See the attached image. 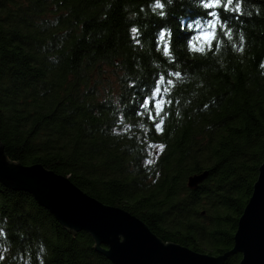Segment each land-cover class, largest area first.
Segmentation results:
<instances>
[{
	"label": "trees",
	"instance_id": "16d2710c",
	"mask_svg": "<svg viewBox=\"0 0 264 264\" xmlns=\"http://www.w3.org/2000/svg\"><path fill=\"white\" fill-rule=\"evenodd\" d=\"M161 3L0 0V144L8 160L68 177L163 241L220 255L233 247L264 160V0L212 9L231 16L234 30L203 53L187 47L179 27L204 18L199 0ZM162 27L171 34L157 41ZM157 85L162 112L146 99ZM0 257L112 264L87 232L71 233L30 194L1 183Z\"/></svg>",
	"mask_w": 264,
	"mask_h": 264
},
{
	"label": "water",
	"instance_id": "95a60500",
	"mask_svg": "<svg viewBox=\"0 0 264 264\" xmlns=\"http://www.w3.org/2000/svg\"><path fill=\"white\" fill-rule=\"evenodd\" d=\"M205 177V172L190 176L188 187L195 189ZM0 183L30 194L71 233L87 232L96 251L112 264H223L228 256L238 253V264H264V160L238 219L233 247L220 255L163 241L141 219L88 195L68 177L39 163L23 165L8 160L1 144Z\"/></svg>",
	"mask_w": 264,
	"mask_h": 264
},
{
	"label": "snow or ice",
	"instance_id": "6c2138e0",
	"mask_svg": "<svg viewBox=\"0 0 264 264\" xmlns=\"http://www.w3.org/2000/svg\"><path fill=\"white\" fill-rule=\"evenodd\" d=\"M171 2V0H169ZM233 0H199L200 5L203 8V16L204 18L201 19L200 17L194 18V20H190L186 26L184 24L179 25L181 29L186 27L187 32L189 33L190 38H186V45L187 47L193 52H200L203 53L205 48L208 51H211L214 47V43L217 40L218 36L224 37L226 36L228 39L232 38L233 28L229 25L232 22L231 16L225 15L222 16L220 12L211 11L212 9H220L222 8L224 13H229L231 10V4ZM157 7L163 9L165 7L164 3H161V0H157ZM236 11H239V5H237ZM161 17H165V12H160ZM133 31H138L137 29H133ZM195 32L196 35L191 36V33ZM168 28L162 27L159 29V35L157 36V41L162 40L165 35H170ZM240 45L238 46V51H243V41L244 36L241 33L239 36ZM194 41H200L201 45L199 48L196 47ZM140 43V41H137ZM233 47H237L236 45H232ZM171 43L165 45V53H169L171 51ZM215 50L219 51L220 46L219 44H215ZM175 76H180L181 73L176 72L173 73ZM161 80L164 79L163 76L160 77ZM171 83V81H169ZM162 87L157 85L154 88L151 97L148 99L154 108H160L161 112L163 111V104L164 101H157L156 96L160 93ZM140 107H143V101L140 104ZM160 113H155L154 115L150 116V119L155 121L156 116H159ZM162 123V122H161ZM161 123H156L155 127L158 130L162 131ZM160 147H163L162 145ZM2 259V257H0Z\"/></svg>",
	"mask_w": 264,
	"mask_h": 264
},
{
	"label": "rangeland",
	"instance_id": "374dc122",
	"mask_svg": "<svg viewBox=\"0 0 264 264\" xmlns=\"http://www.w3.org/2000/svg\"><path fill=\"white\" fill-rule=\"evenodd\" d=\"M158 150H159V147L156 146V147L153 148V150L151 152L157 153Z\"/></svg>",
	"mask_w": 264,
	"mask_h": 264
}]
</instances>
